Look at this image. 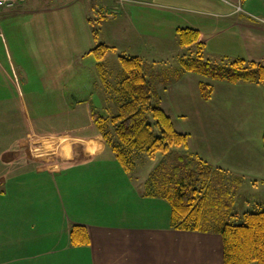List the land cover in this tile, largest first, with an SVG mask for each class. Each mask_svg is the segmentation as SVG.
<instances>
[{"label": "crops", "instance_id": "1", "mask_svg": "<svg viewBox=\"0 0 264 264\" xmlns=\"http://www.w3.org/2000/svg\"><path fill=\"white\" fill-rule=\"evenodd\" d=\"M37 1L0 8V24L6 14ZM81 8V17L50 19L63 31L59 33L65 36L66 48L42 55L43 66L33 75L25 74L30 70L23 67L12 71L0 61V264H223L221 236L171 227L170 203L149 194L147 178L155 169L143 185L135 181L133 170L123 169L103 139L92 112L102 103L113 102L114 112L118 108V81H108V62L116 65L118 53L140 58L161 55L166 47L159 33L167 27L174 33L178 28L196 29L203 52L264 65V0H124L121 4L83 0ZM44 36L52 35L48 31ZM99 43L115 48L100 60L107 69L104 78L89 52ZM175 55L170 81L155 78L163 73L153 76L152 69L145 71L141 58L154 99L162 108L168 104L176 110V105H191L198 97L217 104L229 99V90L264 104L262 85L197 74L183 67V54ZM73 65L79 72L76 94L69 74L61 78V71L68 73ZM56 70L61 72L58 79L53 77ZM35 72L47 74L36 77ZM207 78L210 92L205 97L202 88ZM235 105L239 109L238 102ZM235 111L238 116L231 127L239 132L243 125L239 110L231 112ZM101 114L111 115L106 110ZM73 224L86 227L88 244L71 245Z\"/></svg>", "mask_w": 264, "mask_h": 264}, {"label": "rangeland", "instance_id": "2", "mask_svg": "<svg viewBox=\"0 0 264 264\" xmlns=\"http://www.w3.org/2000/svg\"><path fill=\"white\" fill-rule=\"evenodd\" d=\"M82 1L60 0L59 2H53L51 0H40L30 6L26 4V9L23 8L20 12L6 14L8 18L0 24V51H2L0 52V61L2 64L7 67L10 65L12 71L16 70V72L21 67L29 69L30 71L25 72V74L33 75L36 68L43 66L40 63L44 57L42 55L47 56L49 51L53 54L56 51L61 53L66 48L65 36L59 33L63 31H59L56 26L49 23L50 19L81 17L84 13L81 8ZM68 2L76 3H73L72 6H64ZM56 7L58 8L53 12H44V10H53ZM27 10L31 11L26 12ZM34 10H43L44 13ZM74 25V27H78L77 24ZM149 26L154 28L153 25ZM48 31L52 35V39H46L44 36L45 33L48 34ZM159 36L165 37L163 45L166 48L163 53L154 56L142 55L141 58L144 61L145 71L148 68L152 69L153 76L163 73L155 78L159 81L165 79L170 81L174 75L175 54L194 52L196 46L195 44L184 47L179 46L177 33H174L171 29L169 30V27L166 28L164 34L159 33ZM79 44L80 41L77 40L75 45L78 46ZM67 53L69 52L67 51ZM203 56L216 63H228V61L237 58V56L229 55L227 57H217L206 51L203 52ZM75 57H77L75 58L77 59L75 65H77L80 62L78 60L79 56L75 55ZM56 59L59 61L60 57L57 56ZM154 60H156L155 64ZM74 67L73 65L68 73L61 71L62 76L61 72L56 70L53 77L58 79L60 76L62 78L63 74H69L71 90L76 94L79 72ZM107 69L108 81L111 84H116L121 72L119 60H116V65L109 61ZM40 74L46 75L47 73L35 72L34 75L38 77ZM156 83L155 81V86ZM208 83H210L209 78L204 82L207 85L206 88H210ZM229 85L231 88L233 87L231 84ZM179 97L184 101L186 100L183 94H180ZM228 98L224 101L220 100L217 104H212L211 101L204 99L201 101V98L198 97L191 105H176V110L173 109V105L165 104V109L160 106L170 116L174 128L188 135L187 144L171 146L167 152L157 153L153 157L136 152L134 155L135 167L132 171L134 180H139L138 182L143 185L147 174L154 171V169L178 164L184 166L182 167V175L187 176L188 173L192 180H199L200 182L205 176L203 168L194 166L189 161L192 156L196 155L210 165L207 168L209 172V191L211 195H214L211 196V199H213L212 208L218 218L223 221L231 218L233 222H239V220L235 221V218L231 217L232 213L240 214L243 211L252 210L257 204L264 206V143L262 139L264 133V104L257 101L256 97L243 95L241 92L238 95H232L231 90H229ZM152 101V103L156 102L155 99ZM237 102L239 109L235 105ZM209 107L212 108L213 112L209 113ZM115 109L116 105L111 102L110 104L105 103V105L102 103L96 110L99 113L106 110L107 113L113 115L116 112L113 111ZM233 109L239 110L241 116L240 122L243 127H240L239 132L234 131L231 127L238 116L237 111L231 112ZM154 172L147 178V181L154 175ZM227 214L231 215L227 218ZM251 264H255V262Z\"/></svg>", "mask_w": 264, "mask_h": 264}, {"label": "trees", "instance_id": "3", "mask_svg": "<svg viewBox=\"0 0 264 264\" xmlns=\"http://www.w3.org/2000/svg\"><path fill=\"white\" fill-rule=\"evenodd\" d=\"M177 42L181 47L196 46L194 52L181 55L180 62L185 69L215 80L260 84L264 88V65L261 62L244 58L228 63L211 62L204 58L203 43L198 31L192 28H178ZM110 50L115 48L105 43L89 50L98 60L97 68L103 78L106 70L100 60ZM118 59L121 72L117 86V111L113 115L93 111L92 118L117 161L125 171L131 172L135 167L136 152L153 157L171 146L186 145L188 135L176 130L170 116L156 102L152 103L155 93L143 72L142 59L127 54H118ZM206 86L201 87L206 91L205 97L210 92ZM262 139L264 143V133ZM189 161L203 168L205 176L200 182L192 180L188 173L186 177L182 175L184 166L169 171L155 169L149 179V194L161 196L171 205L170 226L218 233L222 239L223 264H264V206L257 204L252 210L232 213L231 217L239 222H233L231 218L221 220L212 208L211 196L214 195L209 191L207 170L210 165L196 155ZM69 240L73 246L88 244L86 227L71 225Z\"/></svg>", "mask_w": 264, "mask_h": 264}, {"label": "built area", "instance_id": "4", "mask_svg": "<svg viewBox=\"0 0 264 264\" xmlns=\"http://www.w3.org/2000/svg\"><path fill=\"white\" fill-rule=\"evenodd\" d=\"M24 0H0V8H14ZM117 3L121 4L124 0H115Z\"/></svg>", "mask_w": 264, "mask_h": 264}]
</instances>
